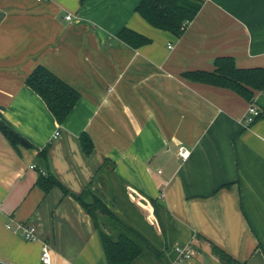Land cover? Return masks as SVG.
Wrapping results in <instances>:
<instances>
[{
    "label": "crops",
    "instance_id": "1",
    "mask_svg": "<svg viewBox=\"0 0 264 264\" xmlns=\"http://www.w3.org/2000/svg\"><path fill=\"white\" fill-rule=\"evenodd\" d=\"M200 1L175 38L135 12L140 0H0V121L32 145L15 149L0 132V264H40L42 242L52 264H107L74 198L98 175L140 197L152 215L155 200L174 243L192 248L187 264H223L211 244L239 264H264V92L253 96L262 117L247 124L242 97L182 76L213 70L220 56L264 67V0ZM123 27L151 42L131 48L117 38ZM37 65L79 93L60 124L25 83ZM46 144L67 195L34 185L31 166ZM106 159L112 169L98 172ZM18 222L32 224L36 240H24Z\"/></svg>",
    "mask_w": 264,
    "mask_h": 264
},
{
    "label": "trees",
    "instance_id": "2",
    "mask_svg": "<svg viewBox=\"0 0 264 264\" xmlns=\"http://www.w3.org/2000/svg\"><path fill=\"white\" fill-rule=\"evenodd\" d=\"M201 5L200 0H140L135 7V12L152 28L166 31L175 38H179L187 25L194 19ZM118 40L131 48H139L151 42V39L127 27H123L117 34ZM213 70H195L182 73L185 79L201 82L220 88H226L253 105L254 92H264V67L239 68L235 66L234 59L230 56L216 57L213 61ZM26 85L35 92L44 102L56 122L59 124L68 116L79 99V93L54 75L44 66L37 65L25 80ZM262 117V114L255 119ZM0 132L13 148L18 146L32 148L19 134L0 121ZM79 143L84 154H90L93 148L92 141L86 133H81ZM50 144L41 148L36 157L33 168L38 172L34 183L43 193H48L53 187L59 188L64 195L69 192L54 177L49 170L48 149ZM113 167L108 159L104 161L100 170ZM94 180L75 200L83 207L93 220L98 230L101 246L107 264H136L145 253H151L155 258H162L165 252L170 253L173 259L174 235L172 228L168 231L163 228L160 215V206L153 199L149 202L153 209V216L164 234L163 249L158 250L149 243L147 238L132 225L127 224L117 217L113 211V204L105 202L96 191L91 189ZM86 197L91 199L86 201ZM168 232V233H167ZM169 237V238H168ZM167 238V240H166ZM211 251L223 264H239L219 247L211 244ZM165 260L164 264H169Z\"/></svg>",
    "mask_w": 264,
    "mask_h": 264
},
{
    "label": "rangeland",
    "instance_id": "3",
    "mask_svg": "<svg viewBox=\"0 0 264 264\" xmlns=\"http://www.w3.org/2000/svg\"><path fill=\"white\" fill-rule=\"evenodd\" d=\"M118 183L119 182L116 180L109 179L108 177L103 178V176L98 175L96 180H94L91 189L93 190V187L97 188V195H100L107 204H113V200L115 207L113 205L112 207L117 217L141 232L156 249H163L164 234L161 233L160 227L154 221V216L150 211L146 210V204L142 203L140 197L138 198L135 196L134 198L132 196L131 198L126 194L127 190L121 185V183ZM111 188L116 189V191L113 189L115 193L112 192L111 194ZM113 195L116 197V200L112 198ZM86 201L90 202L91 199L86 197ZM160 215L161 219L164 220L163 228L168 231L165 220L166 218L162 214ZM165 260H170V263L172 261L168 252H165L160 259L155 258L151 253H145L143 257L138 259L136 264H164Z\"/></svg>",
    "mask_w": 264,
    "mask_h": 264
},
{
    "label": "built area",
    "instance_id": "4",
    "mask_svg": "<svg viewBox=\"0 0 264 264\" xmlns=\"http://www.w3.org/2000/svg\"><path fill=\"white\" fill-rule=\"evenodd\" d=\"M70 17H66L69 19ZM259 115V110L250 105L248 108V112L244 117V122L250 124L254 121V119ZM58 132L54 133L53 137H57ZM178 156L181 159H186L189 155V151L185 147H179ZM33 168V165L31 166ZM6 228L11 229V226L8 224ZM14 230L20 233L26 241H34L36 240V229L32 224L29 223H16ZM174 257L170 264H187V262L192 258L193 251L189 245L180 244L178 242L173 245ZM40 264H52L51 251L50 246L46 242H42L40 244V256H39Z\"/></svg>",
    "mask_w": 264,
    "mask_h": 264
}]
</instances>
